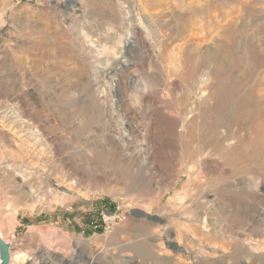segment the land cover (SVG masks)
<instances>
[{
	"label": "rangeland",
	"instance_id": "rangeland-1",
	"mask_svg": "<svg viewBox=\"0 0 264 264\" xmlns=\"http://www.w3.org/2000/svg\"><path fill=\"white\" fill-rule=\"evenodd\" d=\"M224 43L264 53V0H0L10 264H264V167L216 185L264 123L221 152L194 140L215 116L245 124L240 102L255 84L264 92V68L247 82L242 64L224 89L233 111L214 112L225 76L213 62L190 76L184 49L231 66ZM110 215L111 232L94 229Z\"/></svg>",
	"mask_w": 264,
	"mask_h": 264
},
{
	"label": "bare ground",
	"instance_id": "bare-ground-1",
	"mask_svg": "<svg viewBox=\"0 0 264 264\" xmlns=\"http://www.w3.org/2000/svg\"><path fill=\"white\" fill-rule=\"evenodd\" d=\"M57 7H59V6H57ZM222 48L225 51L226 55L232 59V65L231 66L222 65L219 58L215 57V56L211 57V59L209 58L211 61L209 59H207V60L206 59L195 60L194 54L196 53L197 50L196 49L192 50V49H188V48L184 49V58L186 59V61H190V60L193 61L192 67L190 68V70H188L189 71L188 73L190 76H196V75L200 74L201 77L204 78L206 76V73L205 72L200 73V67L206 66V64L208 62H211V63L213 62L216 64L217 68L213 73L215 76H221V75L225 76V81H223L218 86H216V88L214 89V92L212 94V99L215 101L214 112L216 114H223L224 112H226L229 109H231V111H233V109H234L233 108V105L235 104L234 97H232L231 94L224 95V89L226 88L225 86H227L228 84H230V82H233L235 80V77H234V70L235 69H237L238 67H241L242 64L246 65L243 74L245 75V78H246L245 80L247 82H250L253 78H258L261 74L260 69L264 68V53L254 43H251L248 48L245 45L244 49L246 51H244V49L242 50L238 46L236 47V46H233L229 43H224L222 45ZM203 95H205V94H203ZM210 96H211V94H210ZM208 97H209V95H208ZM201 103H202V101H201ZM241 104H242V107H245V110H246V115L244 118L245 124H236L235 128L234 127L230 128L229 124H219L220 123V117L215 116L212 120L213 124H211L210 128H207V133H204L201 130L203 133H199V138L198 137L194 138V135H192V133H190L191 135H189V140L190 139L193 140V138H194V140H197L198 144L200 145L201 150L213 148L216 152H221L223 150L224 144L230 140H238V142L242 143V138H239V131H241L242 129L244 131H251L257 125L256 123H258V122L264 123V92L262 91L261 86L258 84H255L254 89L250 93H247L245 95V97L242 99V101L240 102L239 105H241ZM233 122H234V120H233ZM259 125L263 126V128H264V124H259ZM184 143H186V142H184ZM232 143H234V142H232ZM188 144H190V143H188ZM238 145H240V144H238ZM236 150H238V148H235V150H233L235 152H230L231 154H229L228 156H226L224 158L225 165L230 167V169L228 171H230L231 178L219 179L216 182V185L218 187L224 188L229 183L230 179L240 178L244 175V173L249 172L254 167L261 168V169L264 167V163H262V160L264 161V140L257 146V148H255L251 153H249L246 156H245V154H242L240 152V150H238V151H236ZM220 155H222V153ZM190 157H192V156H190ZM247 157H249V159H247ZM245 160H248L250 163H247L248 166H246V163H245V166L241 167V165H242L241 162L245 161ZM209 163H210V161H209ZM218 165H221V164H218ZM204 166H206V163ZM226 169H227V167H226ZM228 171L226 170L227 173H228ZM220 173L222 174V172H220ZM225 175H227V174H225ZM142 180H144V179H142ZM135 184H137V182ZM200 185H201V183H200ZM234 186H236V185H234ZM212 187H214V186H212ZM231 188H232V185H231ZM192 191H193V189H192ZM0 235L2 236L1 232H0ZM141 247H144V246H141ZM16 260H17V258H16Z\"/></svg>",
	"mask_w": 264,
	"mask_h": 264
},
{
	"label": "water",
	"instance_id": "water-1",
	"mask_svg": "<svg viewBox=\"0 0 264 264\" xmlns=\"http://www.w3.org/2000/svg\"><path fill=\"white\" fill-rule=\"evenodd\" d=\"M11 252L10 245L0 235V264H10Z\"/></svg>",
	"mask_w": 264,
	"mask_h": 264
},
{
	"label": "built area",
	"instance_id": "built-area-1",
	"mask_svg": "<svg viewBox=\"0 0 264 264\" xmlns=\"http://www.w3.org/2000/svg\"><path fill=\"white\" fill-rule=\"evenodd\" d=\"M103 224L100 225L98 223L94 224V229L99 231V230H103L107 233L111 232L113 230V228L116 225V218L113 216H104L103 217Z\"/></svg>",
	"mask_w": 264,
	"mask_h": 264
}]
</instances>
